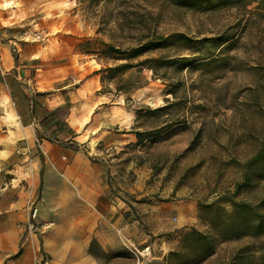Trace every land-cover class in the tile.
<instances>
[{"label": "rangeland", "instance_id": "rangeland-1", "mask_svg": "<svg viewBox=\"0 0 264 264\" xmlns=\"http://www.w3.org/2000/svg\"><path fill=\"white\" fill-rule=\"evenodd\" d=\"M23 1L31 14L3 13L0 43L57 106L39 101L41 121L71 116L70 146L104 189L74 182L44 218L33 204L20 245L34 238L51 264L46 237L81 252L88 221L104 264H264V0ZM13 107L0 100L10 144Z\"/></svg>", "mask_w": 264, "mask_h": 264}, {"label": "crops", "instance_id": "crops-1", "mask_svg": "<svg viewBox=\"0 0 264 264\" xmlns=\"http://www.w3.org/2000/svg\"><path fill=\"white\" fill-rule=\"evenodd\" d=\"M31 11L23 0H0V16L9 13L10 18H25ZM24 75L23 65L9 58L8 46L0 43V100H12L17 120V127L12 130L16 137L11 144L10 128L0 122V264H39L37 242L28 237L20 245L21 234L17 228L29 219L33 204L37 203L44 218L46 214L51 215L50 211L57 210L63 196L74 195V182L80 185L84 196L97 195L104 189L103 174L70 146L71 116L65 119L61 128L49 122L50 119L42 122L41 115L36 111L37 103L44 100L41 105L46 107L47 112L57 106H49V95L44 98L37 96L36 93L43 91L38 88L37 78H26ZM3 108L0 110L1 119L8 114ZM57 134L62 136L64 142L52 139ZM20 162L26 165L23 166V177L15 185L10 181L16 180L10 176V168ZM85 225V249L81 252L65 250L58 253L53 236L50 234L46 237L47 248H54L51 251V264H104L88 249L97 235L92 229L96 223L87 221ZM57 243L64 248L71 245V241L60 239Z\"/></svg>", "mask_w": 264, "mask_h": 264}, {"label": "built area", "instance_id": "built-area-1", "mask_svg": "<svg viewBox=\"0 0 264 264\" xmlns=\"http://www.w3.org/2000/svg\"><path fill=\"white\" fill-rule=\"evenodd\" d=\"M36 213H37V209L34 208L31 212V218L30 220L27 222V228L29 232H35L36 230V223H35V218H36ZM46 264V263H45Z\"/></svg>", "mask_w": 264, "mask_h": 264}]
</instances>
